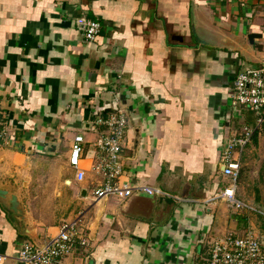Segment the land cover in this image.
<instances>
[{"label": "crops", "instance_id": "0c3cea01", "mask_svg": "<svg viewBox=\"0 0 264 264\" xmlns=\"http://www.w3.org/2000/svg\"><path fill=\"white\" fill-rule=\"evenodd\" d=\"M81 16L101 25L92 44ZM261 65L264 0H0V189L18 197L29 233L0 204V264L66 223L86 247L54 264H208L215 239L252 227L218 197L219 161L227 128L255 121L231 106L234 76ZM116 109L121 182L164 196L94 199L91 123ZM77 135L81 181L69 166Z\"/></svg>", "mask_w": 264, "mask_h": 264}, {"label": "built area", "instance_id": "2783aa9c", "mask_svg": "<svg viewBox=\"0 0 264 264\" xmlns=\"http://www.w3.org/2000/svg\"><path fill=\"white\" fill-rule=\"evenodd\" d=\"M76 24L80 28L84 42L92 44L100 33L101 25L85 16L78 17ZM231 106L241 107L255 116L253 125L245 124L232 131L227 128L220 153V166L223 167L222 182L218 197L230 209L247 211L249 207L236 197L243 156L252 142L256 131L264 124V65L249 67L237 72L233 79ZM92 127L97 131L94 141L95 157L92 170L100 175L96 187L92 190L95 200L115 197L124 201L136 194L147 197H160L164 193L158 189L141 184L121 182L128 175L124 168L122 149L127 126L125 111L116 109L110 115H95ZM6 132L0 130V142ZM84 137H74L69 151V166L76 171L77 179L85 177L79 169L83 156ZM86 247L83 235L77 231L74 223L62 225L57 234L41 245L26 243L15 257V264H54L57 260L69 257L76 248ZM0 255V262L3 260ZM208 264H264V240L253 227L243 234L226 233L215 239L210 245Z\"/></svg>", "mask_w": 264, "mask_h": 264}, {"label": "rangeland", "instance_id": "374dc122", "mask_svg": "<svg viewBox=\"0 0 264 264\" xmlns=\"http://www.w3.org/2000/svg\"><path fill=\"white\" fill-rule=\"evenodd\" d=\"M258 131L256 142L243 156L236 197L249 207L243 212L264 240V124Z\"/></svg>", "mask_w": 264, "mask_h": 264}, {"label": "water", "instance_id": "95a60500", "mask_svg": "<svg viewBox=\"0 0 264 264\" xmlns=\"http://www.w3.org/2000/svg\"><path fill=\"white\" fill-rule=\"evenodd\" d=\"M222 169L223 167L220 166V171H222ZM0 204L14 217L16 221L15 226L18 228L19 233L21 235H29V233L24 230L25 224L27 223L26 213L18 197L7 190L0 189Z\"/></svg>", "mask_w": 264, "mask_h": 264}, {"label": "trees", "instance_id": "16d2710c", "mask_svg": "<svg viewBox=\"0 0 264 264\" xmlns=\"http://www.w3.org/2000/svg\"><path fill=\"white\" fill-rule=\"evenodd\" d=\"M249 41H250V43L252 44V45H254L255 46V43H254V40H253V35H250L249 36ZM259 130V129H258ZM258 134H259V131H256V133H255V135L253 136V138H252V143L251 144H253V143H255L256 142V139H257V136H258ZM249 147V146H248ZM242 168V167H241ZM240 172H241V170H240ZM240 200V199H239ZM241 201V200H240ZM244 203V202H243ZM245 204V203H244ZM257 208H259V207H257Z\"/></svg>", "mask_w": 264, "mask_h": 264}]
</instances>
